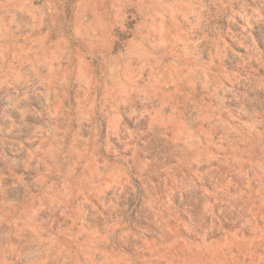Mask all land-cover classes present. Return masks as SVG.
<instances>
[{"label": "rangeland", "instance_id": "374dc122", "mask_svg": "<svg viewBox=\"0 0 264 264\" xmlns=\"http://www.w3.org/2000/svg\"><path fill=\"white\" fill-rule=\"evenodd\" d=\"M0 264H264V0H0Z\"/></svg>", "mask_w": 264, "mask_h": 264}]
</instances>
